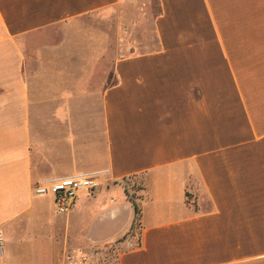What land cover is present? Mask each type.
<instances>
[{
	"label": "crops",
	"instance_id": "0c3cea01",
	"mask_svg": "<svg viewBox=\"0 0 264 264\" xmlns=\"http://www.w3.org/2000/svg\"><path fill=\"white\" fill-rule=\"evenodd\" d=\"M78 173L66 212L33 191ZM0 232L2 264H264V0H0Z\"/></svg>",
	"mask_w": 264,
	"mask_h": 264
},
{
	"label": "built area",
	"instance_id": "2783aa9c",
	"mask_svg": "<svg viewBox=\"0 0 264 264\" xmlns=\"http://www.w3.org/2000/svg\"><path fill=\"white\" fill-rule=\"evenodd\" d=\"M98 185L93 173H78L64 177L53 178L33 186L35 194L49 195L57 212H66L74 204L79 192L92 191ZM4 256L3 237L0 232V264ZM79 258L83 260L81 254Z\"/></svg>",
	"mask_w": 264,
	"mask_h": 264
},
{
	"label": "rangeland",
	"instance_id": "374dc122",
	"mask_svg": "<svg viewBox=\"0 0 264 264\" xmlns=\"http://www.w3.org/2000/svg\"><path fill=\"white\" fill-rule=\"evenodd\" d=\"M123 184L128 190V195H130L132 199H135L136 190L132 187L131 181L129 179L124 180ZM137 219L134 221L132 229L130 230V234L134 237L138 233ZM119 251L120 247L118 246V242L107 244L103 247L94 248L91 253L84 254L83 260H80L76 264H117Z\"/></svg>",
	"mask_w": 264,
	"mask_h": 264
},
{
	"label": "trees",
	"instance_id": "16d2710c",
	"mask_svg": "<svg viewBox=\"0 0 264 264\" xmlns=\"http://www.w3.org/2000/svg\"><path fill=\"white\" fill-rule=\"evenodd\" d=\"M126 192L128 193L127 188H126ZM134 211H135V217H134V221H135L137 219V216H138V209H137V206L135 203H134Z\"/></svg>",
	"mask_w": 264,
	"mask_h": 264
}]
</instances>
